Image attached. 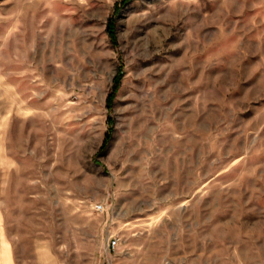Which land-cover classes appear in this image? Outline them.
Returning <instances> with one entry per match:
<instances>
[{
    "label": "rangeland",
    "instance_id": "374dc122",
    "mask_svg": "<svg viewBox=\"0 0 264 264\" xmlns=\"http://www.w3.org/2000/svg\"><path fill=\"white\" fill-rule=\"evenodd\" d=\"M43 245L264 264V0H0V264Z\"/></svg>",
    "mask_w": 264,
    "mask_h": 264
},
{
    "label": "crops",
    "instance_id": "0c3cea01",
    "mask_svg": "<svg viewBox=\"0 0 264 264\" xmlns=\"http://www.w3.org/2000/svg\"><path fill=\"white\" fill-rule=\"evenodd\" d=\"M118 203H121V201H119ZM126 208L127 209L125 213L122 212L120 214L114 213L116 216L113 215L112 223H114V221L117 222L121 220L128 221L129 219L128 217L130 214H132V211L128 212V204ZM36 258H37V264H57V260L53 257L50 248L46 245L45 246L43 245L39 250V252H37Z\"/></svg>",
    "mask_w": 264,
    "mask_h": 264
},
{
    "label": "built area",
    "instance_id": "2783aa9c",
    "mask_svg": "<svg viewBox=\"0 0 264 264\" xmlns=\"http://www.w3.org/2000/svg\"><path fill=\"white\" fill-rule=\"evenodd\" d=\"M94 210H96L97 212H103L104 206L102 204H96L94 206ZM119 241V237H111V239L108 241V249L111 251H115L119 244Z\"/></svg>",
    "mask_w": 264,
    "mask_h": 264
},
{
    "label": "trees",
    "instance_id": "16d2710c",
    "mask_svg": "<svg viewBox=\"0 0 264 264\" xmlns=\"http://www.w3.org/2000/svg\"><path fill=\"white\" fill-rule=\"evenodd\" d=\"M116 86H117V85H116ZM116 88H117V87H116ZM108 102H109V101H108ZM110 104H111V103L109 102L108 105H110ZM105 146H106V145H105ZM105 146H104V147H105Z\"/></svg>",
    "mask_w": 264,
    "mask_h": 264
}]
</instances>
